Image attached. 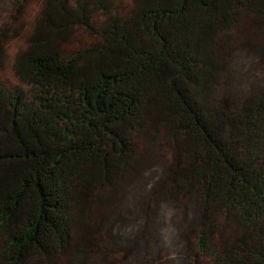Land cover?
<instances>
[{
    "label": "trees",
    "instance_id": "1",
    "mask_svg": "<svg viewBox=\"0 0 264 264\" xmlns=\"http://www.w3.org/2000/svg\"><path fill=\"white\" fill-rule=\"evenodd\" d=\"M30 1L0 0V77L21 36L27 86L0 80V264L105 259L126 235L106 206L158 136L175 143L172 202L194 206L178 264H264V47L240 100L216 50L238 10L264 31V0H38L28 17Z\"/></svg>",
    "mask_w": 264,
    "mask_h": 264
},
{
    "label": "rangeland",
    "instance_id": "2",
    "mask_svg": "<svg viewBox=\"0 0 264 264\" xmlns=\"http://www.w3.org/2000/svg\"><path fill=\"white\" fill-rule=\"evenodd\" d=\"M37 1L31 0L26 6L27 16L33 15L37 10ZM128 1V0H127ZM128 3V2H127ZM25 8V7H24ZM238 19L216 46L220 59L225 62L219 74V87L231 90L235 99L240 100L246 92L249 84H262L258 73L256 54L264 47V31L252 23V18L244 10H238ZM0 30L11 25L9 19L1 23ZM10 36V35H9ZM23 38L13 37L7 41L3 61L1 82L7 87L17 85L23 89L27 86L18 82L13 72V62ZM228 53L227 56L225 54ZM222 66V65H221ZM220 97L219 92H215ZM174 142H166L158 136L155 144L149 151L134 163L133 169L121 180L120 186L115 190L116 198L108 202L107 210L111 212L110 233L114 234L118 227L124 236L120 237L119 245L106 250L108 256L102 261L94 258V264H178L180 246L176 239L178 229L182 223V216L187 209V220L193 218V203L179 206L172 202L168 176L177 179L176 172L179 166L174 164ZM143 149L140 150L143 153ZM169 167V168H168ZM165 182V183H164ZM160 186L161 192L157 197L159 202L151 201V192L156 186ZM119 199V203L117 204ZM125 218L124 224L116 226L118 215ZM153 225L156 241L161 251H154L148 246V237L142 232L143 225ZM134 229L131 235L129 234ZM107 242L111 239L106 238ZM188 251H192L191 248ZM125 259H120L121 255ZM187 264H193L190 258Z\"/></svg>",
    "mask_w": 264,
    "mask_h": 264
}]
</instances>
